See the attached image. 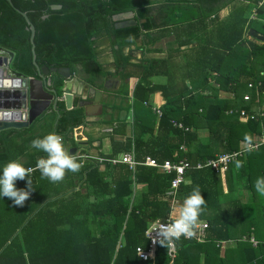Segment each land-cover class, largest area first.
I'll return each mask as SVG.
<instances>
[{"label": "trees", "instance_id": "1", "mask_svg": "<svg viewBox=\"0 0 264 264\" xmlns=\"http://www.w3.org/2000/svg\"><path fill=\"white\" fill-rule=\"evenodd\" d=\"M11 1L0 0V47L14 54L12 71L38 77L30 26L19 10L35 26L39 66L67 67L73 73L83 66L87 73L99 74L101 48L107 42L124 70L123 80L138 77L133 104L124 107L134 110L133 139L124 143L113 138L115 152L107 158L134 148L138 161L186 158L192 165H204L240 150L247 145L246 135L252 143L263 136L264 40L249 32L264 37V0ZM129 13L133 18L116 19ZM164 40L169 54L148 58L151 52H162L154 47ZM136 50L145 55L138 64L131 62ZM160 75L167 76L166 84L151 81ZM52 78L62 95L64 79L57 73ZM125 89L129 94L127 84ZM155 94L165 101L161 117L152 107ZM75 103L70 111L59 103L55 134L63 144H75L85 124L84 110ZM231 110L234 114H228ZM237 110L253 118L244 122ZM116 120L120 125L114 135L124 134L127 123ZM173 121L189 130L176 128ZM183 145L186 153L180 150ZM104 165L101 170V164L88 160L59 183L36 169L23 207L0 196V264H264V195L254 187L264 177V145L231 163L225 172L227 193L222 173L210 167L188 172L189 183L179 188L176 208L199 187L206 200L200 222L208 229L203 243L194 238L176 241L174 259L159 243L148 261L137 250L150 249L147 232L152 224L173 220L166 194L175 174L147 166L132 172L125 165ZM135 183L146 185L147 191L136 195ZM16 187L27 189V178L17 180ZM233 240V246L226 244Z\"/></svg>", "mask_w": 264, "mask_h": 264}, {"label": "crops", "instance_id": "2", "mask_svg": "<svg viewBox=\"0 0 264 264\" xmlns=\"http://www.w3.org/2000/svg\"><path fill=\"white\" fill-rule=\"evenodd\" d=\"M227 14V13H226ZM162 48L161 53L151 52L147 55L148 58L158 59L163 58L169 54V45L168 41L162 45H155L154 48ZM102 54L100 56L101 69L99 74L91 75L87 73L83 66H79L76 70V73L73 75V80H78L82 86H89V91L94 90L95 92H100L102 94L101 98V107H95L91 109L94 111V115H88L84 110L85 114V124L81 127L79 132L78 141L75 144L72 141H67L64 146L72 154L77 156V160L83 165L86 161H97L98 158H107V156L114 155L115 145L113 143V138L121 142H127L129 139H133L134 132V110L133 108H125L127 104H133V92L139 83V79L136 76H133L129 81L123 80L122 73L124 72L123 68L115 63L114 55L110 48L102 47ZM126 54L129 53V49L125 51ZM133 58L132 63L138 64L144 59L143 50H136L132 53ZM7 56V55H5ZM7 71L6 66L3 67ZM151 81L157 85H164L167 83L168 78L166 75H160L153 77ZM128 85L129 94H126L125 85ZM215 84V83H211ZM81 86V87H82ZM217 86V85H216ZM218 87V86H217ZM65 87H62V90ZM64 93V90H63ZM82 91L78 90L77 87L74 88L75 102L82 101ZM60 95V94H59ZM61 96V101L65 103L63 94ZM95 94H88V101L93 102ZM18 99L14 96L12 100H9L8 103H16ZM59 102V103H60ZM74 102V105L76 103ZM165 101L161 94H155L152 98V107L160 108L164 105ZM148 106L147 103H145ZM59 107V104H58ZM66 109V104H65ZM23 114H28V108L22 109ZM60 111V108H59ZM155 111V110H154ZM28 116V115H27ZM26 116V117H27ZM61 116V115H60ZM60 116L55 112H49L43 114L41 117L37 118L39 120L34 129L27 130L32 127L35 122L27 128L23 129H8L0 132V175H2V170L4 166L13 160L21 162L24 166L30 164L31 162H36L40 158H45L47 155L41 150L31 147L32 141L37 138H43L48 134H55ZM120 119L121 124L124 125L127 123L124 134L121 132L117 136L114 135L116 129L120 125L119 120L114 121L113 124L106 123L105 121L111 119ZM126 120V121H125ZM112 129V132H111ZM203 132L202 135H204ZM8 147H7V146ZM244 147V146H243ZM242 147V148H243ZM241 148V149H242ZM24 150L23 154H20V151ZM134 148L130 151L132 152ZM239 151V150H238ZM124 153H120L112 158H120ZM136 155V154H135ZM99 163V162H98ZM108 163V162H105ZM105 163H99L102 165L101 170H104ZM35 168V167H31ZM36 170V168H35ZM34 170V171H35ZM33 171V172H34ZM223 188L224 192H228V185L226 183V175L223 176ZM79 189V188H78ZM132 189L138 194L146 192L147 186L142 184H133ZM77 190V189H76ZM85 190L83 189V192ZM249 196V195H248ZM175 214H172L174 219ZM228 245L233 246L235 241H231Z\"/></svg>", "mask_w": 264, "mask_h": 264}, {"label": "water", "instance_id": "3", "mask_svg": "<svg viewBox=\"0 0 264 264\" xmlns=\"http://www.w3.org/2000/svg\"><path fill=\"white\" fill-rule=\"evenodd\" d=\"M12 3V1L10 0ZM60 7H54L59 9ZM19 13L27 20L31 30V43L33 52V63L37 69L38 77L28 78L21 73L11 70V63L14 57L12 52L4 51L0 47V132L8 129H23L32 125L37 118L45 113L55 111L60 116L58 104L61 101L59 91L55 86L52 74L57 73L63 79L65 87L63 97L66 104V110L70 111L74 108L75 95L74 88L82 91L83 100L76 101L81 109H85L86 114L94 115L95 107H101L102 94L89 91V86L80 84L78 80H73V71L70 68H49L47 66H39L36 61V44H35V26L31 23L28 15L18 10ZM133 13L121 15L120 18H133ZM136 24V21H132ZM250 36L260 41L264 37L256 31L250 30ZM7 55V56H5ZM7 68V71L3 67ZM82 86V87H81ZM95 94L93 102L88 101V94ZM16 97L17 102L12 104L8 101ZM28 108V115L24 118L22 109ZM74 154V152H72Z\"/></svg>", "mask_w": 264, "mask_h": 264}, {"label": "clouds", "instance_id": "4", "mask_svg": "<svg viewBox=\"0 0 264 264\" xmlns=\"http://www.w3.org/2000/svg\"><path fill=\"white\" fill-rule=\"evenodd\" d=\"M245 141L248 144V150H253L251 137L246 135ZM31 147L47 154L46 158H40L37 161L35 167L41 172L43 178H47L52 183L62 182L68 172L77 173L83 167V164L78 162L77 156L70 154L65 148L62 137L57 134H48L43 138L34 139ZM237 166H239V162H237ZM33 171V168H26L17 160L9 161L0 175V196L8 197L13 200L15 205L23 207L31 196L32 181L30 176ZM26 178L27 189H18L16 181ZM254 187L257 193L264 195V177L258 178ZM205 205L206 200L199 187L194 188L191 194L183 200V203L173 209L175 219L168 224L159 225L157 239L154 240V243L158 242L167 250H171L181 237L194 238L200 227V216L205 211Z\"/></svg>", "mask_w": 264, "mask_h": 264}, {"label": "built area", "instance_id": "5", "mask_svg": "<svg viewBox=\"0 0 264 264\" xmlns=\"http://www.w3.org/2000/svg\"><path fill=\"white\" fill-rule=\"evenodd\" d=\"M216 75V73H213ZM211 83H214L211 81ZM218 86V85H217ZM251 87V85H250ZM248 99V97H246ZM155 112L159 117L162 116V110L160 108H155ZM236 113L239 115L240 119L242 121H248L250 118H253V115L250 116L245 110H238ZM228 114H234V111H230ZM24 118H26V114H23ZM173 124L176 128L188 131L189 128H186L181 122L178 121H173ZM112 132V129H111ZM253 144V150L259 149L260 146L264 145V134L261 136L256 142L252 143ZM183 153H186L187 148L185 145L181 146L180 148ZM248 144L245 145L242 149L239 151H236L234 153H225L222 155H218L216 158L209 160L206 164H200L198 163L197 165H192L186 158L180 159L178 162H171V161H166L164 163H159L156 159L152 157H146L144 161H138L136 159L135 152H127L122 154L120 158H114V159H107V158H98L99 163H111L114 166L117 165H125L128 167V169L132 172L136 170L138 166H147V167H152V168H157L162 170L165 173L168 174H175V178L171 181V186L169 191L166 194L167 199L170 201L172 208H176V206L179 203V188L183 184L189 183L188 179V172L192 169H203L204 167H210L214 171L218 173H222L223 175L225 172L229 169V166L231 163L236 162L239 158H241L244 153L248 152ZM35 170V168H33ZM172 218V217H170ZM172 221V219H168L166 222H155L152 224V226L149 228L147 232V237L150 239V249L144 250L143 248H138L137 252L140 257V259L148 261L149 259H154L156 255V249L158 242L154 243V240L157 239V233H158V228L159 225L161 224H168ZM208 229V224L206 222H200V227L197 229V234L194 237L198 242L203 243L205 241L206 237V232ZM184 238V237H181ZM186 239V238H185ZM192 239V238H191ZM232 243L229 241L226 244ZM251 243H253L254 246H257L258 242L252 238ZM177 255L176 248H172L170 250V256L172 259H174Z\"/></svg>", "mask_w": 264, "mask_h": 264}, {"label": "flooded vegetation", "instance_id": "6", "mask_svg": "<svg viewBox=\"0 0 264 264\" xmlns=\"http://www.w3.org/2000/svg\"><path fill=\"white\" fill-rule=\"evenodd\" d=\"M108 46V48H110V45H109V43H105L104 45H103V47H107Z\"/></svg>", "mask_w": 264, "mask_h": 264}, {"label": "rangeland", "instance_id": "7", "mask_svg": "<svg viewBox=\"0 0 264 264\" xmlns=\"http://www.w3.org/2000/svg\"><path fill=\"white\" fill-rule=\"evenodd\" d=\"M252 38H253V37H252ZM166 41H168V40H164V42H163V43L165 44V43H166ZM238 116H239V115H238Z\"/></svg>", "mask_w": 264, "mask_h": 264}]
</instances>
